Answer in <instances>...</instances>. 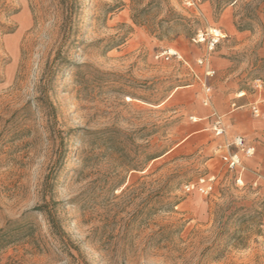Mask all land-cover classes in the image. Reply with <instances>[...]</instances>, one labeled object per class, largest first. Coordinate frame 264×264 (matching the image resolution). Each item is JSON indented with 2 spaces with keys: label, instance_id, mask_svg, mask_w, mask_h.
I'll return each instance as SVG.
<instances>
[{
  "label": "rangeland",
  "instance_id": "374dc122",
  "mask_svg": "<svg viewBox=\"0 0 264 264\" xmlns=\"http://www.w3.org/2000/svg\"><path fill=\"white\" fill-rule=\"evenodd\" d=\"M149 1L0 0V264H264V0Z\"/></svg>",
  "mask_w": 264,
  "mask_h": 264
},
{
  "label": "built area",
  "instance_id": "2783aa9c",
  "mask_svg": "<svg viewBox=\"0 0 264 264\" xmlns=\"http://www.w3.org/2000/svg\"><path fill=\"white\" fill-rule=\"evenodd\" d=\"M218 41H219V36H217L214 33L210 34L209 49L211 50L214 47V45L218 43ZM193 42L195 43L204 42L203 34L197 35L196 39H193ZM198 63L200 65L202 63L206 65L207 60L205 61L199 60ZM212 74H213L212 71H206V75H212ZM251 92L254 93V95L257 97V99L250 104L251 115L253 116V118H262L261 109L259 107V101L260 100L264 101V82L260 80H254L251 85ZM202 94L203 97L201 103L204 107H208L210 105V100H211L210 89L207 87H202ZM232 106L234 107L235 104H233ZM214 130H215V135L217 137L223 136L224 132L222 128L217 127L214 128ZM217 150L218 152H221L220 159L223 165L226 167L227 171L236 173L234 182L237 185H243L242 173L245 168L243 167L242 162L244 158H249L253 156L254 148L247 145L244 138H242L241 136H235L230 142L226 141L223 142L221 145H219ZM259 179L260 176L254 181L252 185L256 186ZM214 186H215V177L209 175L206 177H200L195 182H190L185 184L182 187V191L187 194L196 192L199 195L206 197L213 192Z\"/></svg>",
  "mask_w": 264,
  "mask_h": 264
},
{
  "label": "trees",
  "instance_id": "16d2710c",
  "mask_svg": "<svg viewBox=\"0 0 264 264\" xmlns=\"http://www.w3.org/2000/svg\"><path fill=\"white\" fill-rule=\"evenodd\" d=\"M154 0H150L149 1V4H151ZM225 1H230V0H225ZM131 2V5H132V9H133V12L134 13H137V12H140L141 10L138 9V7L140 6V2L141 0H130ZM143 10V9H142ZM136 22V20H135ZM137 23V22H136ZM60 62H63V59H60L59 63ZM44 85H42V89L39 91V97L37 98L38 102H40L41 104H49V100L48 98L46 97V93L44 92ZM51 104V103H50ZM50 108V107H49ZM50 109H53L52 107ZM52 176V172H50L48 175H47V178H50ZM36 210L38 211H43L46 215V218L49 222V225L52 229H56V222L54 220V218L50 215V212H46L45 210H43L42 208H36ZM57 229H60L59 227ZM2 232V231H1ZM0 240H3V237H0Z\"/></svg>",
  "mask_w": 264,
  "mask_h": 264
},
{
  "label": "bare ground",
  "instance_id": "6f19581e",
  "mask_svg": "<svg viewBox=\"0 0 264 264\" xmlns=\"http://www.w3.org/2000/svg\"><path fill=\"white\" fill-rule=\"evenodd\" d=\"M212 32H214V33L218 36V33H217L216 31H212ZM219 36H220V38H223L222 35H219ZM170 53H174V52L170 51ZM239 95H240V97H241V96H243V93H239ZM128 100H130V99H128ZM194 120H195V119H194Z\"/></svg>",
  "mask_w": 264,
  "mask_h": 264
},
{
  "label": "crops",
  "instance_id": "0c3cea01",
  "mask_svg": "<svg viewBox=\"0 0 264 264\" xmlns=\"http://www.w3.org/2000/svg\"><path fill=\"white\" fill-rule=\"evenodd\" d=\"M241 93H243V92H241ZM242 97V96H241Z\"/></svg>",
  "mask_w": 264,
  "mask_h": 264
}]
</instances>
